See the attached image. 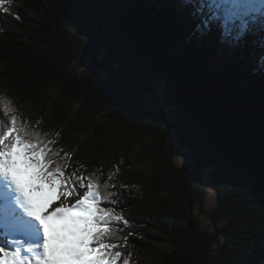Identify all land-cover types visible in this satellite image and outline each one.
<instances>
[{
    "label": "trees",
    "instance_id": "obj_1",
    "mask_svg": "<svg viewBox=\"0 0 264 264\" xmlns=\"http://www.w3.org/2000/svg\"><path fill=\"white\" fill-rule=\"evenodd\" d=\"M182 2L0 0V120L16 114L53 141V166L99 182L101 206L128 222L109 239L129 264H264V78L251 48L220 60L227 41L194 33ZM145 74L165 83L159 112L142 105L153 92ZM173 130L191 168L173 160ZM197 205L215 234L200 228ZM155 242L169 251L144 261Z\"/></svg>",
    "mask_w": 264,
    "mask_h": 264
},
{
    "label": "snow or ice",
    "instance_id": "obj_2",
    "mask_svg": "<svg viewBox=\"0 0 264 264\" xmlns=\"http://www.w3.org/2000/svg\"><path fill=\"white\" fill-rule=\"evenodd\" d=\"M181 7L194 33L251 48L252 71L264 78V0H183ZM11 111L5 102L4 113ZM52 143L18 123L16 114L0 120V264H118L123 254L109 237L116 235L114 225L127 220L101 206L107 196L91 175H66L65 167L53 166ZM77 183L86 189L83 195ZM44 191L52 195H35ZM74 195V203L48 210Z\"/></svg>",
    "mask_w": 264,
    "mask_h": 264
},
{
    "label": "rangeland",
    "instance_id": "obj_3",
    "mask_svg": "<svg viewBox=\"0 0 264 264\" xmlns=\"http://www.w3.org/2000/svg\"><path fill=\"white\" fill-rule=\"evenodd\" d=\"M235 46H236L235 44L228 43V42L220 46V49L218 50L219 54H217L220 57V60H224L225 58L230 57L229 52L233 48H235ZM216 67H219V63L216 64ZM142 78L153 88L152 93L144 94L142 98V105L146 110H150L153 112H159L162 108L165 107V104H166L163 98L165 94V90H166L165 83L162 80L150 74H145ZM164 112H165L166 118L170 122L174 123L175 120L177 119L176 110L173 107H168V108H165ZM169 141H170V148L172 151V157H173L175 164L182 168H191L194 163L193 154L189 148L181 145L179 138L174 130L171 131L170 133ZM202 180L206 188V195L203 200V208L206 211H210L218 205V195L214 187L212 171L209 169L205 170L202 175ZM85 190L86 189H83L80 187H78L77 189L80 195H83V192ZM35 195L38 197H41L43 195L42 198H47L52 194L48 193L47 191H44L41 193H36ZM78 198H79L78 196L74 195V196L69 197L67 201H65L64 198L61 197L60 200L53 203L48 210L58 207L61 202L70 205L74 203ZM193 213H194V216L198 219L200 228L202 230L207 231L210 234H215L216 229L210 217H208L206 214H202L198 205L194 208ZM129 234H130V237L136 236V234H134L133 232ZM152 245L154 247V248H150V253H152V255H147L145 251L142 253L145 256L144 261L150 262L151 259L156 260L155 259L156 255L159 252L169 251L165 243L155 242V243H152ZM124 259H127V255L124 257L122 256L119 262L123 264Z\"/></svg>",
    "mask_w": 264,
    "mask_h": 264
},
{
    "label": "bare ground",
    "instance_id": "obj_4",
    "mask_svg": "<svg viewBox=\"0 0 264 264\" xmlns=\"http://www.w3.org/2000/svg\"><path fill=\"white\" fill-rule=\"evenodd\" d=\"M52 210V209H51ZM51 210H49V211H51Z\"/></svg>",
    "mask_w": 264,
    "mask_h": 264
}]
</instances>
